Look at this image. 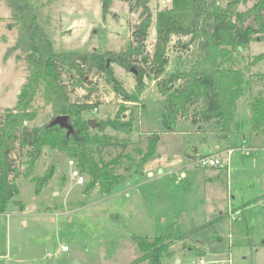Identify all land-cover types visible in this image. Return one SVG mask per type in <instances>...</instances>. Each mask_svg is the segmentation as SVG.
<instances>
[{"label": "rangeland", "instance_id": "rangeland-1", "mask_svg": "<svg viewBox=\"0 0 264 264\" xmlns=\"http://www.w3.org/2000/svg\"><path fill=\"white\" fill-rule=\"evenodd\" d=\"M31 1L41 5L39 19L54 49L60 52L125 49L132 40L131 32L141 11L140 7L131 10L130 2L124 0H109L106 12L102 0ZM171 2L149 1L152 20L148 37L143 54L137 56L133 65L126 68L111 63L116 77L131 93L135 91L136 75L131 68L137 70L136 66H141L148 70L144 78L146 88L136 102L117 95L103 73H88L81 87L73 85V78L63 76L72 102L97 106L83 112V120L114 118L120 113L123 119H132L130 133L110 127L103 130L130 141L123 151L133 160L124 157L118 172L122 167H130L126 175L133 171L139 158L136 150L144 151L147 137L157 131L160 140L153 157L144 164L141 174L115 185L109 193L102 194L97 186L84 193L89 176L81 172L85 182L77 184L69 176L71 166L67 164L61 173L54 165L52 178L36 190L31 179L42 180L51 151L44 147L28 171V148L17 146L10 156L20 173L15 181L18 193L0 213V264H130L141 255L133 235L152 239L170 231L174 233L169 248L172 255L161 256L162 264H200L201 259L203 264H264V147L261 145L264 140L250 137L248 124L249 100L259 91L264 96L263 78L256 76L257 72L264 73V59L255 65L248 63L264 52V37L253 39L247 46L239 47V52H233V66L245 69L246 81L244 94L237 99V124L228 144L220 140L214 124L191 122V114L202 108L200 101L190 107L188 116L178 117L169 132L161 121L164 96L155 86L150 65L140 59L153 53L156 11L169 7ZM226 2L219 0L220 5ZM253 3L254 0H245L238 9L246 10ZM17 30L11 8L6 0H0V121L5 110L14 107L28 74L24 57L15 56L19 50L6 55L17 39ZM167 51L168 62L162 77L177 69H190L199 52L189 35H173ZM181 82L176 81L175 85ZM37 103L42 105L43 101ZM40 107L33 120L26 122L29 127L46 126L53 118L50 107ZM89 132L103 134L95 127ZM213 138L221 144V151L231 146L226 168H203L196 162L202 155L200 152H214ZM244 146L250 147L248 153L241 149ZM120 150V147H106V157ZM150 169L153 176L145 173ZM19 212L25 214L27 221L18 222ZM65 245L68 250L63 251ZM137 264L149 263L142 260Z\"/></svg>", "mask_w": 264, "mask_h": 264}, {"label": "trees", "instance_id": "trees-1", "mask_svg": "<svg viewBox=\"0 0 264 264\" xmlns=\"http://www.w3.org/2000/svg\"><path fill=\"white\" fill-rule=\"evenodd\" d=\"M103 12L109 7V0H102ZM131 4V10L141 8L139 21L134 24L132 40L127 47L118 52L102 51H56L53 41L42 26L39 14L41 5L31 0H6L11 8V18L17 24V36L13 46L9 47L6 55L15 49L19 50L15 56L24 57L27 76L18 93L13 108H7L0 121V213L7 208V204L18 193L15 180L20 174L10 154L18 146L27 147V170L32 167L41 156L44 147L52 152H60L66 158H76L77 167L89 176L84 193L97 186L102 194L109 193L118 184L127 182L134 174H141L142 168L153 157L160 132H153L147 139L144 151L136 150L139 158L136 167L128 172L130 167H118L122 159L133 158L123 150L130 143L126 137L120 139L114 135L104 133L106 127L116 131L130 133L132 119H123L116 114L114 118L95 121L99 133H90L88 119L83 120L81 114L95 103H77L70 100L63 76L73 78V85L81 87L87 81L90 72L103 73L107 83L111 85L117 95L126 101L136 102L138 95L146 88L144 78L148 70L141 66L135 68V91L128 92L112 70L111 63L123 67H130L138 55L143 54L148 29L151 24L150 0H124ZM245 0H227L220 5L219 0H172L169 7L159 9L155 13V42L152 55H143L140 59L148 63L149 72L154 75L155 86L164 96L165 110L161 114L164 128L171 132L178 117L188 116L190 107L200 101L203 105L199 111H194L190 120L193 124L209 123L218 127V137L226 144L234 133L237 124V99L244 94L245 69L234 67L233 52H239V46L245 47L250 41L264 37V0H254L252 6L246 10H239L238 5ZM133 7V8H132ZM173 35L190 36V41L196 42L198 54L190 69H177L166 77H162L168 62L167 48ZM264 59V52L257 54L248 63L255 65ZM263 78L264 73L257 72ZM182 82L175 85L176 81ZM43 104L38 105L37 101ZM249 135L262 137L264 140V96L258 92L249 100ZM40 106L51 108L53 117L67 115L74 131L67 135L66 129L59 125L29 127L24 121L33 120L41 109ZM95 120V119H94ZM264 146V142L261 144ZM106 147L121 148L106 157ZM226 168V167H225ZM54 165L48 167L40 181L32 177V181L39 190L52 178ZM27 174V173H26ZM194 229L193 231H195ZM193 233V232H191ZM174 233L166 232L149 239L147 236L133 235L132 240L141 252L130 264H137L147 260L149 264H162L161 256H171L170 240ZM167 240V241H166Z\"/></svg>", "mask_w": 264, "mask_h": 264}, {"label": "built area", "instance_id": "built-area-1", "mask_svg": "<svg viewBox=\"0 0 264 264\" xmlns=\"http://www.w3.org/2000/svg\"><path fill=\"white\" fill-rule=\"evenodd\" d=\"M245 141V140H244ZM241 149H245L244 152L248 153L250 150V147H242ZM219 151V152H218ZM216 152L213 153H208V154H202L197 158V164L200 167L203 168H225L227 167V161L229 158V153L231 151L230 148H227L225 150H218ZM66 164L69 166H71L70 172H69V176H71V178L75 179V182L77 184H83L85 182V177L84 175L81 174V171L79 170V168L77 167V162L74 158H67L66 160ZM65 164V166H66ZM63 251L68 250V246H62L61 248ZM204 260L201 259L200 260V264H203Z\"/></svg>", "mask_w": 264, "mask_h": 264}, {"label": "water", "instance_id": "water-1", "mask_svg": "<svg viewBox=\"0 0 264 264\" xmlns=\"http://www.w3.org/2000/svg\"><path fill=\"white\" fill-rule=\"evenodd\" d=\"M155 35V34H154ZM156 38V35H155ZM240 47V46H239ZM134 73H137V70H134L131 68ZM69 117L67 115H56L54 116L51 121L48 123L50 126L51 125H59L60 127L66 129L67 135L72 133L74 131L72 124L69 122ZM88 123L90 124L91 127H96L95 120L94 119H88ZM24 124H26V121H24ZM50 164L49 167H52V165H57L58 166V171L61 173L65 167L66 160L67 158L60 152H52L50 156ZM263 187H264V182H263Z\"/></svg>", "mask_w": 264, "mask_h": 264}, {"label": "crops", "instance_id": "crops-1", "mask_svg": "<svg viewBox=\"0 0 264 264\" xmlns=\"http://www.w3.org/2000/svg\"><path fill=\"white\" fill-rule=\"evenodd\" d=\"M245 138V137H244ZM213 140H214V147H215V149H214V152L215 151H218V150H220V147H221V144L220 143H218V141H216V138H213ZM201 144L202 143H204V141H202V142H200ZM230 145V144H229ZM200 146V145H199ZM231 147V146H230ZM230 147H228V148H230ZM264 147V146H263ZM200 149H201V147H199ZM231 149V148H230ZM211 150H209L208 152H210ZM201 154H208V153H204V152H200ZM211 153V152H210ZM162 163H163V160H162ZM161 163V164H162ZM164 164V163H163ZM55 166H57V165H55ZM164 166H167V165H164ZM168 166H170V165H168ZM158 167V166H157ZM156 167V168H157ZM227 171V170H226ZM59 172V171H58ZM146 175H148V176H153L154 175V173H153V170L152 169H150V170H147L146 172ZM17 180V179H16ZM15 180V181H16ZM11 202V201H10ZM25 208V207H24ZM24 208H22V209H19L18 208V211H20V212H22V211H24ZM19 212V215H16L17 217H18V222L20 221H27V219H26V217H25V214L24 213H20Z\"/></svg>", "mask_w": 264, "mask_h": 264}]
</instances>
